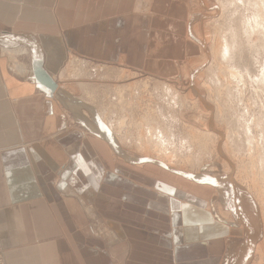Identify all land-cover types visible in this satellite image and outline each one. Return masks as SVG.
I'll return each mask as SVG.
<instances>
[{
    "label": "crops",
    "instance_id": "obj_1",
    "mask_svg": "<svg viewBox=\"0 0 264 264\" xmlns=\"http://www.w3.org/2000/svg\"><path fill=\"white\" fill-rule=\"evenodd\" d=\"M187 2L0 0V264H222L240 225L216 186L113 171L109 141L40 81L70 56L135 63L153 17Z\"/></svg>",
    "mask_w": 264,
    "mask_h": 264
},
{
    "label": "rangeland",
    "instance_id": "obj_2",
    "mask_svg": "<svg viewBox=\"0 0 264 264\" xmlns=\"http://www.w3.org/2000/svg\"><path fill=\"white\" fill-rule=\"evenodd\" d=\"M187 1L184 15L169 17L175 30L170 21L153 17L152 28L157 31H144L147 46L142 59L105 64L70 56L59 85L51 79L77 118L81 115L79 120L75 117L73 127L84 128L83 115L97 134L112 141L113 171L137 168L156 173L161 183L171 174L187 179L182 183L191 187L194 181L214 187L212 179L217 178L218 183L236 187L237 203L229 201L231 194L220 193L240 225L222 264H264V0ZM190 31L205 42L208 54ZM221 41L229 43L231 53L223 56L224 47L218 53ZM203 62L195 72L194 67ZM218 183L216 189L222 190ZM209 195V203L230 220L221 199ZM243 196L255 204L263 226L250 258ZM258 242L263 247L259 251Z\"/></svg>",
    "mask_w": 264,
    "mask_h": 264
},
{
    "label": "bare ground",
    "instance_id": "obj_3",
    "mask_svg": "<svg viewBox=\"0 0 264 264\" xmlns=\"http://www.w3.org/2000/svg\"><path fill=\"white\" fill-rule=\"evenodd\" d=\"M214 9H216V8H214ZM212 13V12H211ZM211 13H210V16H211ZM206 17V16H205ZM198 18V17H197ZM193 19V18H192ZM189 24V23H188ZM191 24V23H190ZM190 28V27H189ZM193 28V27H192ZM189 30V29H188ZM192 30V29H191ZM119 33V32H118ZM190 33H191V31H190ZM192 33H194L193 32V30H192ZM191 33V34H192ZM195 34V33H194ZM194 34H192V35H194ZM191 36V35H190ZM195 36V35H194ZM194 36H192V38H194ZM191 38V37H190ZM195 38L199 41V43H200V46L202 47V49H204V51L206 52V54H208V50H207V48H206V46H205V42H203V40L202 39H200V38H198L197 36H195ZM194 41H195V39H194ZM196 43H197V41H196ZM218 45H219V43H218ZM221 47H224V49H223V56H225V53H227L228 54V52H230L229 51V49H231V47H229V43H227L226 41H225V44H223V42L221 41V44L219 45V54H220V49H221ZM25 50V49H24ZM98 52V51H97ZM25 53V52H24ZM231 53V52H230ZM230 53H229V55H230ZM226 54V55H227ZM205 62V61H204ZM204 62L202 63V64H200L199 66H195L194 68H196L195 69V72L196 71H198L201 67H202V65L204 64ZM21 67V66H20ZM193 68V69H194ZM191 71H192V69H191ZM190 71V72H191ZM189 72V73H190ZM232 72H234L233 70H232ZM188 73V75H191V74H189ZM202 73V72H201ZM194 74L195 73H193V76H194ZM198 74V73H197ZM233 74H236V73H233ZM237 75H235L234 77H233V75H232V79H234L235 77H236ZM238 77V76H237ZM240 77H241V75H240ZM264 77V76H263ZM238 79H240V78H238ZM262 81H264L263 79H262ZM196 84H197V82H196ZM195 84V85H196ZM263 84V83H262ZM193 90H194V92H196V94H197V96L199 97V98H201L202 99V101H203V98H202V93L200 94V90L196 87V86H194V88H193ZM79 92V91H78ZM80 93V92H79ZM78 93V94H79ZM91 95V94H90ZM86 102V101H85ZM203 106H205L207 109H209L210 107H208V104H206V102L205 101H203ZM205 107H204V109H205ZM211 113V112H210ZM209 125H210V129L212 130V131H214V129H213V125L209 122ZM218 132V131H217ZM216 132V133H217ZM219 135V134H218ZM220 139V138H219ZM121 144V143H120ZM220 144V143H219ZM115 148V147H114ZM217 149H220V147H218V145H217ZM118 151L120 152V150L118 149ZM219 151H221V150H218V152ZM220 153V155H222V152H219ZM155 159H156V161H158V162H160V163H162V161H159V160H157V158L156 157H154ZM163 159V157H161V160ZM134 160V159H133ZM137 161V160H136ZM228 161V160H227ZM229 162V161H228ZM229 165L231 166V163L229 162ZM209 179V178H208ZM210 180V179H209ZM219 188L220 189H222V190H219V192L220 193H222V194H231V196L232 197H229V201H231V202H234L235 203V201H236V199L238 198V195H237V193L235 192V188L234 187H229V185H226V184H224L223 182H220L219 181ZM233 189V190H232ZM238 190V189H237ZM239 190H241L240 188H239ZM226 191V192H225ZM242 191L243 190H241V193H242ZM233 192V193H232ZM240 193V194H241ZM245 193V192H244ZM243 195H245V194H243ZM241 196V195H240ZM244 197V196H243ZM246 197V196H245ZM244 197V198H245ZM247 197H249V196H247ZM245 198L246 200H244L245 202V210L247 209V211H246V218L248 217V219H246L245 220V218H244V222H245V224H246V231L244 230V232H245V240H247V243H245V244H247L246 245V248H247V246L248 245H250L251 246V242L254 244V241H256L257 240V237H259V235L258 234H260L261 233V227H263L262 226V222H261V219H259V214H258V211H257V208H256V206H255V204L254 203H252V201L249 199V198ZM233 199V200H232ZM241 199H242V197H241ZM235 200V201H234ZM239 200V199H238ZM237 200V201H238ZM237 201H236V203H237ZM239 202V201H238ZM242 202V201H241ZM234 203H232L233 204V206H234ZM242 205H244V204H242ZM248 205V206H247ZM236 206V205H235ZM234 206V207H235ZM237 206H239V205H237ZM238 208H240V207H238ZM237 209V208H236ZM242 210V209H241ZM240 210V211H241ZM245 210H243V211H245ZM242 212V211H241ZM261 222V223H260ZM252 224V225H251ZM263 224H264V222H263ZM243 227V226H242ZM253 229V231L251 232V228ZM251 230H250V229ZM243 235V234H242ZM246 237H247V239H246ZM259 239V238H258ZM244 242H246V241H244ZM259 243V244H258ZM257 244H256V250L257 251H259V248L261 247V248H263L264 247V244H263V247L261 246L262 244H261V242H258ZM244 243H242V245L241 246H244L243 245ZM240 246V247H241ZM241 248H243V247H241ZM246 248H244V249H246ZM248 248H249V246H248ZM252 249H253V247H252ZM240 250H242V249H240ZM246 250H248V249H246ZM261 251V250H260ZM263 251H264V249H263ZM247 252V251H246ZM245 252V253H246ZM244 253V252H243ZM246 256V255H245ZM244 257V256H243ZM248 258V257H247ZM250 258V257H249Z\"/></svg>",
    "mask_w": 264,
    "mask_h": 264
},
{
    "label": "water",
    "instance_id": "obj_4",
    "mask_svg": "<svg viewBox=\"0 0 264 264\" xmlns=\"http://www.w3.org/2000/svg\"><path fill=\"white\" fill-rule=\"evenodd\" d=\"M27 44H29V46H30V48L37 54L38 53V49H35V48H33V46L32 45H30L31 43H27ZM40 65V64H39ZM39 72H40V74H41V78H40V81L41 82H43V84L46 86V87H48V89H50V91H52V92H57L58 90H57V84L51 79V77H49L44 71H41V70H39ZM57 94V93H56ZM108 141H109V143L112 145V141L110 140V139H108ZM178 173V172H177ZM179 174H181V175H183V176H185V177H190L189 175H187V174H183V173H180L179 172ZM212 182L213 183H215L214 185H216V183H218V179L217 178H215V179H212ZM249 246V248H248V258H249V256L252 254V247H253V243L251 242V246L250 245H248Z\"/></svg>",
    "mask_w": 264,
    "mask_h": 264
}]
</instances>
